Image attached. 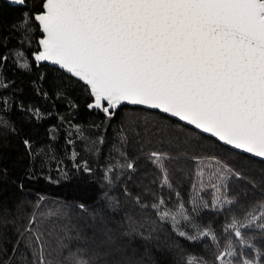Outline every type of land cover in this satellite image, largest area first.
Returning <instances> with one entry per match:
<instances>
[{"label": "snow or ice", "instance_id": "obj_1", "mask_svg": "<svg viewBox=\"0 0 264 264\" xmlns=\"http://www.w3.org/2000/svg\"><path fill=\"white\" fill-rule=\"evenodd\" d=\"M23 9L20 18L0 29V144L20 137L29 161L14 187L23 192L25 181L38 179L33 164L45 149L37 151L30 135L21 136L13 119L14 110L26 115L28 127L53 116L39 106L28 107L24 89L7 76L11 63L16 71L38 73L31 86L43 100H67L70 89L85 94L84 107L102 116L91 127L99 129L95 139L85 137L82 125L67 123L66 145L88 139L86 149L102 153L112 122L125 114L127 106L148 115L157 114L192 132L185 139L198 145L207 141V155L193 153L195 165L191 188L196 197L187 205L174 190L165 161L167 151H151L147 158L160 170L158 188L168 190L167 200L158 195L146 202L141 189L134 195L127 185L123 195L145 216L128 214L116 220L112 214L90 215L83 235H77L75 249L68 248L60 264H264V174L253 171V158L264 161V0H5ZM6 33V35L4 34ZM15 44L9 47L10 42ZM56 68L49 76L42 66ZM67 81V83H66ZM71 110L80 104L71 101ZM51 125L50 140L63 126ZM113 143L115 157L102 165L108 186L124 177L133 181L138 160L129 154L127 137L121 127ZM198 138V139H196ZM235 150V151H233ZM235 157V159H230ZM54 158V157H53ZM57 172L69 179V171L93 175L96 168L72 148ZM204 161H209L202 167ZM9 169L0 166V181ZM127 173V175H126ZM59 183L52 176L44 177ZM207 194L208 198H205ZM259 193V195H257ZM107 196V192H105ZM176 199V208L167 202ZM118 202H113L115 210ZM188 205L191 207L189 208ZM78 208L89 215L84 204ZM202 210L226 213L222 241L215 229L197 223ZM0 198V225L7 223ZM154 212V218L149 213ZM157 221L167 223L177 241H209L202 245L205 255H193L178 242L168 248L178 261L152 260V251L162 245L156 235ZM35 215L22 228H15L11 251L0 247V264H53L46 252L47 237L37 227ZM146 225H150L146 227ZM190 229V231L188 230ZM250 230H255L256 236ZM63 250L67 245L62 241Z\"/></svg>", "mask_w": 264, "mask_h": 264}, {"label": "trees", "instance_id": "obj_2", "mask_svg": "<svg viewBox=\"0 0 264 264\" xmlns=\"http://www.w3.org/2000/svg\"><path fill=\"white\" fill-rule=\"evenodd\" d=\"M23 9L17 6H11L0 0V29L7 27L20 18ZM6 35V33H4ZM12 40L9 47L13 46ZM42 70L52 76L56 73V68L50 65L42 66ZM38 73L32 75L16 71L11 63L8 65L7 76L15 79L14 87L23 88L22 99L28 107L39 106L42 111L51 112L53 116L42 121L38 126L33 124L28 127L26 115H22L19 110L12 113L13 119L17 122L16 126L22 129L21 136L30 135L34 140V148L39 151L45 149L47 155L41 152L33 164L38 173V179L25 181L23 192L17 191L15 183L22 179V173L25 171L29 161L26 157L20 137H9L7 141L0 144V166H6L9 169L8 175L3 181H0V198L3 200L5 211L2 213L7 218V223L0 225V247L11 251V242L14 241L15 228H22L27 224L29 218L33 215L37 218L36 227L47 237L46 252L50 253V259L53 264H60L63 255H67L68 248L75 249L78 243L76 236L83 235L85 224L90 223L89 216L96 215L98 218L105 213H111L116 220L128 214L136 216H145V213L138 211V206L132 204L124 195L122 189L127 185L129 191L134 195L140 194L141 189H148L149 195H141V199L146 202H154L158 195H164L167 200L168 190L158 188L161 183L160 170L147 158L148 154L155 151H167L172 156L171 160L165 161L169 177L174 181L176 191L181 193L183 202L187 205L189 197H196L197 192L191 188V177L195 175V165L190 157L193 153L207 155V141L198 145L195 140L185 139L192 136V132L183 128L173 121L162 119L159 115H148L146 112L137 110L135 107L127 106L125 114L112 122V127L106 133L107 143L102 147V153L98 156L92 155L85 145L88 139L77 140L74 146L66 145V132L71 131L75 136V130L67 123L71 120L72 124L82 125L85 137L95 139L99 129L91 127L93 122L102 120V116L87 111L84 107L86 103L85 94L79 89L73 88L68 92L67 100L51 101L43 100L36 96L32 90L31 81L36 78ZM67 83V81H66ZM71 101L80 104L78 112L68 108ZM136 112L129 116V112ZM56 115L64 117L63 126L56 134L55 140H50L45 131L51 125H61ZM123 128L127 137V147L129 154L137 158L138 171L133 175V181L128 182L124 177L123 183L117 181L114 185L108 186L103 178L104 169L101 167L109 160V153L116 157L113 149V143H118L116 132ZM198 139V138H196ZM80 153L81 158L89 160L94 165L96 171L89 176L85 173H74L69 171V179H64L57 172V163L64 161V167L71 170V163L68 159L72 148ZM235 151V150H233ZM54 157V158H53ZM235 159V157H230ZM253 171L256 175L264 174V161L253 158ZM209 161H204L201 165L205 167ZM207 167L205 171L207 172ZM52 176L59 180V183H50L44 177ZM127 175V173H126ZM107 192V196H105ZM205 198H208L207 194ZM259 195V193L257 194ZM113 202H118L113 211ZM79 204H84L89 215H85L79 208ZM167 207L176 208L175 197L167 202ZM190 208L191 206L188 205ZM154 218V212L149 213ZM226 213L213 214L207 210H202L197 217V223L210 226L215 229L218 237L223 241L229 234L222 232L226 226ZM150 225H146L149 227ZM158 243L162 245L159 251H152V260H166L169 262L178 261L179 256L174 254L168 246L178 242L187 252L193 255H205L206 249L202 245L209 244L208 251H211L209 241L185 242L183 239L177 241L172 234L170 226L167 223L157 221ZM190 231V229H188ZM252 235L256 236L255 230H250ZM67 245V248L61 250L59 242Z\"/></svg>", "mask_w": 264, "mask_h": 264}, {"label": "rangeland", "instance_id": "obj_3", "mask_svg": "<svg viewBox=\"0 0 264 264\" xmlns=\"http://www.w3.org/2000/svg\"><path fill=\"white\" fill-rule=\"evenodd\" d=\"M136 112H129V116H132V115H134Z\"/></svg>", "mask_w": 264, "mask_h": 264}, {"label": "water", "instance_id": "obj_4", "mask_svg": "<svg viewBox=\"0 0 264 264\" xmlns=\"http://www.w3.org/2000/svg\"><path fill=\"white\" fill-rule=\"evenodd\" d=\"M5 1V0H4ZM9 5H11V6H16V5H12V4H9ZM131 107H134V106H131ZM257 159H259V158H257ZM260 160V159H259Z\"/></svg>", "mask_w": 264, "mask_h": 264}]
</instances>
